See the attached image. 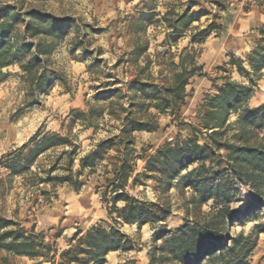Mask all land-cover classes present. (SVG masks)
I'll return each mask as SVG.
<instances>
[{
    "label": "trees",
    "instance_id": "16d2710c",
    "mask_svg": "<svg viewBox=\"0 0 264 264\" xmlns=\"http://www.w3.org/2000/svg\"><path fill=\"white\" fill-rule=\"evenodd\" d=\"M210 4L218 12L226 10L220 0ZM142 9L132 23L136 32L145 33L157 22L166 29L165 49L158 53L166 66L162 82L147 73L151 59L138 68L124 90L118 86L122 83L119 78L104 73L106 81L95 87L94 102L86 110L69 111L68 122L61 124L64 133L39 126L25 142L0 158L9 182L21 176L25 187L36 188L45 199L63 184L79 192L101 167L103 180L96 184V193L106 219L85 230L76 229L65 236V246L58 248L54 241L45 240L46 234L36 231L35 225L27 229L18 220L0 214V264H9L12 255L34 259L35 264H105L109 253L140 251L138 237L144 226L151 230L145 249L147 264H251L264 223L247 232H233V227L264 208V102L248 105L264 70V26L259 27L247 53L242 57L229 54V60L216 68L215 92L203 97L191 133L148 154L149 148L135 146L136 133L157 131L160 115L175 118L189 95L186 86L190 79L203 75L194 48L177 55L172 48L202 16L209 21L202 28L194 26L192 47L211 34L219 35L223 23L221 14H213L195 0L181 13L168 8L160 15L154 2ZM100 31L102 28L78 17H57L43 9L0 3V84L7 68L17 66L28 104L47 94L57 81L66 85L52 57L70 34L69 53L81 50V59H90L87 71L98 73L103 51L101 47L89 50V35ZM146 50L147 45L139 47L132 60L138 61ZM232 70L243 80L228 77L226 72ZM88 129L94 133L100 129L106 135L81 154L79 134ZM43 157L45 164L41 163ZM139 160L143 161L141 170H137ZM45 183L51 190H40L39 185ZM147 188L153 200L147 197ZM243 188L249 190L247 195L242 194ZM172 189L184 217L169 228ZM242 200L244 205L237 208ZM125 224L136 227V238L122 231ZM60 235L58 232L54 238Z\"/></svg>",
    "mask_w": 264,
    "mask_h": 264
},
{
    "label": "rangeland",
    "instance_id": "374dc122",
    "mask_svg": "<svg viewBox=\"0 0 264 264\" xmlns=\"http://www.w3.org/2000/svg\"><path fill=\"white\" fill-rule=\"evenodd\" d=\"M141 0H0V3H10L17 6L22 5L24 8L34 7L43 9L55 16H72L80 18L83 22L102 28V31L90 34L89 39L91 46L89 50H94L102 45L106 53L100 58L105 60L98 68L99 72L90 74L86 71V65H76V60L83 57L81 50L74 55L69 53L67 48L53 54L55 67L61 69L64 78L67 80L65 85L62 81H57L52 89L45 95L39 97V100L33 104H28V96L21 72L16 66L7 68L6 77L0 84V158L9 150L17 147L19 142L26 139L27 136L39 126H44L48 130L64 132L61 124L68 122V113L72 109L86 110L89 104L94 102L95 87L100 81H106L104 73L110 72V65L114 59L122 57L128 51V47L134 41V37L128 32V24L135 21L134 13L140 8L138 3ZM214 0H200V2L213 14L225 15L226 11L218 12L217 8L210 4ZM219 1V0H218ZM233 11L246 12L253 9L252 0H220ZM147 2L156 3L157 0H147ZM242 2L243 4H241ZM231 3V4H230ZM233 4V5H232ZM253 5H256L254 3ZM144 7V6H143ZM254 9L261 11L260 6ZM230 14V13H229ZM227 13V16L229 15ZM208 18H203L201 24L206 25ZM219 22L220 19H217ZM228 23V20H227ZM200 24V25H201ZM229 25V24H226ZM199 26V25H196ZM257 29V27H255ZM252 30V29H251ZM158 32H154L150 27L141 36L143 40L151 41L150 50L147 54H153L154 46H157L152 40H158ZM222 35H225L223 33ZM72 34L64 40V44L69 46V39ZM140 38V39H141ZM138 39V40H140ZM196 56L199 54V47L195 48ZM162 49H158L160 52ZM173 50V49H172ZM174 51V50H173ZM93 58V56L91 57ZM89 59V57L87 58ZM154 62L150 63L148 73L156 74L157 70L166 69L165 61L161 55H154ZM70 60L74 61L71 62ZM88 63L90 60H87ZM74 66V67H73ZM134 68L122 62L118 67V78L125 82L130 79ZM213 78H219L215 70L205 71ZM226 75L232 80H243L234 70L226 72ZM117 78V77H116ZM207 77L196 75L192 81V86H188V97L185 104L178 111L175 118L168 116H158L159 127L157 131L138 134L137 147H151L152 150L161 146L163 143L175 138L184 139L190 133V125L197 123V114L202 96L209 94L207 91L195 92L196 86L204 87ZM213 87H206L209 90ZM100 90V89H99ZM255 95L248 102L249 106H255L264 102V71L256 81L254 88ZM233 120V119H232ZM231 120V122H232ZM79 126L75 127L77 131ZM106 135L103 130H97V133L91 129L81 130L79 134L81 154L87 151L92 144L99 138ZM46 158H41V163L45 164ZM33 169V168H31ZM86 186L82 187L79 192L74 191L71 187L65 185L57 187L49 199L43 198L39 191L33 187H25L21 178L16 177L10 180L5 178V170L0 166V214L19 221L25 228L35 225L36 231H42L46 234L45 240H52L58 248L65 246V236L69 235L74 229H86L87 227L98 222L100 215L106 219L105 209L99 201L96 193V184L98 183L96 174L89 180H86ZM152 185V184H149ZM51 190V189H50ZM249 190L243 188L242 194L247 195ZM146 195L149 199L154 198L150 188H147ZM172 204V213L168 218L166 225L171 228L180 224L184 217L183 211L178 207L179 201L172 189L169 197ZM244 200L237 203V208H242ZM207 209V206L203 208ZM264 223V208L261 209L254 217L247 219L242 223H235L233 232H247L253 225ZM122 231L133 238H136V227L127 224L121 227ZM61 232L58 238L54 235ZM151 230L144 226L140 231L138 243L142 248L140 251L109 253L106 264H119L134 261L137 264H147L148 259L145 254L146 246L150 240ZM251 264H264V234L260 235L257 248L253 251ZM9 264H35L37 261L22 256H11L8 258Z\"/></svg>",
    "mask_w": 264,
    "mask_h": 264
},
{
    "label": "crops",
    "instance_id": "0c3cea01",
    "mask_svg": "<svg viewBox=\"0 0 264 264\" xmlns=\"http://www.w3.org/2000/svg\"><path fill=\"white\" fill-rule=\"evenodd\" d=\"M189 1L190 0H157V2L154 3V6H156L155 10L158 11L160 13V15L165 13L168 8H173L176 12L181 13L183 11V9L187 6V3ZM195 1H197L200 5H203L200 2V0H195ZM240 3L243 4L242 2H240ZM254 3H256V5H253ZM146 4H148L147 0H141L138 3V6H140V8L137 10V14L134 13V18H137L138 12L143 10L142 8H143V6H146ZM251 5H252L251 7L253 9H250V10H248L246 12H242V13L239 10L236 13V11H233L231 7H227V5H226V10H225L226 14L224 16L222 15V20H221V22L223 23V30L220 32L219 35L211 34L210 36H208L201 45L194 44L192 47V42L190 40V36H191L192 32H194V30H195L194 26L199 25V28H202L203 26H205L204 24H201V21L203 20V18H207L206 16H202L201 19L199 20V22L192 23L190 28L187 29L185 31L184 35L178 40L179 42H178L176 48H173L176 55L181 50L188 51V50H191V48H195L196 46L199 47V54L195 57L196 58V64H198L202 67V73H203L202 76H204L205 78L207 77L208 80H206V83L204 84L203 88H201V86H199V85L196 86L195 92L199 91L201 93L203 91H207L209 94L214 93L215 90L213 87H211L209 90L206 89V87L207 88L210 87V84L213 86L214 78L210 74L206 73L205 71H211V70L216 71L217 67L226 63L229 60V58H230L229 54H233L234 56H237V57L238 56L242 57L245 53H247L250 50L251 46L255 42V38L258 37L259 27L264 26V2L261 0H252ZM254 6L256 8H258V6H260L261 11H259L258 9H254ZM144 11H145V9H144ZM227 13L228 14L230 13V14L227 16ZM227 20H228V23H227ZM208 21H209V17H208L206 23H208ZM130 22H131V20H130ZM130 22L128 24V28H129L128 32L130 33V35H132L134 37V41L128 47V51L125 53V55H123L122 57L120 56V57L115 58L113 64L110 65V73L117 78H118L117 69L122 64V62H125V64L129 65V67L132 66L134 68L132 70L133 73L131 74L130 79H128V80L125 79V82L123 80L119 79V80H121L122 83L118 84V86H120L122 90H124L126 82L131 80L132 77L137 74L138 68L143 66L147 59H151L154 57V55H158V53H159L158 49H162L161 51H163L165 49V47L162 45V40H163V38L165 36V32H166V29H165V26L163 23L157 22L154 24H150L148 26V28L151 27L154 32H158L159 35L158 36L156 35V38L158 37V40H152L155 43H157V46H154L153 54H147V52L150 50L149 45L152 44L150 39L149 40L148 39L143 40L144 41V44H143L142 38H141L142 37L141 35L143 33L136 32L133 29L132 24ZM226 24H229V25H226ZM255 27H257V29H255ZM148 28H147V30H148ZM223 33H225V35H222ZM138 39H140V40H138ZM144 45H147L146 52H143L142 55H139L137 58L138 61L135 62L132 59L136 55L138 48L142 47ZM99 46L102 48V51H103V53L100 55V56H102L106 53V51L102 45H99ZM65 48H67L69 50V46H67V44L62 43V45L56 50V52H60L61 50L65 49ZM81 53H82V51H81ZM174 59L176 61L178 60L176 58V56ZM87 60H90V59H83V60L82 59H78V60L75 59V61H77L76 65L78 66L80 64V65H83V67L86 65V71H87V65H88ZM151 60H152V62H154V59H151ZM70 61L74 62L72 60H70ZM103 63H105V60H103ZM10 67H12V66H10ZM10 67H8V68H10ZM14 67H16V66H14ZM78 67H80V66H78ZM263 71L264 70H262V72ZM147 73H148V70H147ZM148 74H150L151 77H153V79L157 83H161L163 80V76L166 74V69L157 70L156 74L154 76H153V73L149 72ZM195 77H196V75H194L190 79L189 84H187V86H186V91H188V86H192V81ZM215 83L219 84L220 82L217 81ZM204 96L205 95H203L202 97H204ZM253 97L251 99H253ZM160 117H162V115H160ZM56 132L61 133L60 131H56ZM139 133L143 134V133H148V132H137L136 133V136H135V146L136 147H137V143H138L137 136ZM149 134H151V133H149ZM28 137L29 136H27L26 139ZM26 139H23L21 142H19V145L22 144L23 142H25ZM151 149L152 148L149 147L148 151H151ZM154 150H152V152ZM142 165H143V161L139 160L137 163V166H138L137 170H141L143 167ZM3 170H5V169L3 168ZM101 172H102V168L98 167V169L95 173L97 176L98 182L103 180ZM7 174H8V172H7V170H5V178H7ZM95 174L88 177V180L92 176H94ZM16 177H19L22 179L21 176H15L14 178H16ZM86 183H87V181H85V183L82 186L83 187L86 186ZM63 186H65V184H63ZM39 188H40V190L45 191V190H50L51 186L48 183H45V184H40ZM102 218H104L103 215H100V218L97 221H99ZM76 229L85 230V229H80V228H76ZM76 229H74V231ZM74 231H72V232H74ZM66 236H68V235H66ZM112 253H118V252H112ZM145 254H146V251H145Z\"/></svg>",
    "mask_w": 264,
    "mask_h": 264
},
{
    "label": "built area",
    "instance_id": "2783aa9c",
    "mask_svg": "<svg viewBox=\"0 0 264 264\" xmlns=\"http://www.w3.org/2000/svg\"><path fill=\"white\" fill-rule=\"evenodd\" d=\"M173 48H174V47H173ZM173 48H172V49H173ZM232 119H233V118H232Z\"/></svg>",
    "mask_w": 264,
    "mask_h": 264
}]
</instances>
